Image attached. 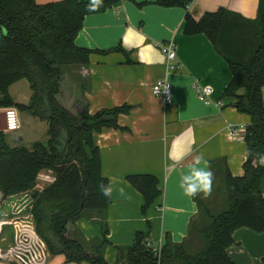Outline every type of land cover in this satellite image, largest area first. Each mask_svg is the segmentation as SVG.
<instances>
[{
    "label": "crops",
    "instance_id": "obj_1",
    "mask_svg": "<svg viewBox=\"0 0 264 264\" xmlns=\"http://www.w3.org/2000/svg\"><path fill=\"white\" fill-rule=\"evenodd\" d=\"M259 2L193 0L182 7L160 5L156 0H119L104 12L85 17L75 43L94 52L88 64L65 67V102L71 105L78 101L74 110L80 115L131 106L129 113L117 119L123 129L104 128L94 135L102 174L112 188L106 218L97 213L81 218L70 225L68 233L88 243L101 236V223L107 224L104 256L108 264L118 263V247L132 245L138 232H148L147 243L153 250L163 247L167 239L186 242L192 250L200 247L199 233L191 231L198 219L201 222L199 204L181 187L197 156L203 155L214 174L212 187L227 172L234 177L244 175L248 158L245 137H229L227 126L247 127L251 118L237 109L236 98L223 96L233 76L230 65L205 33L187 35L184 26L187 12L200 19L205 13L225 9L255 19ZM171 41L177 50L172 69L161 47ZM118 47L122 50H116ZM159 79L172 86L171 104L153 94ZM195 84L213 88L210 103L199 99ZM138 174L155 175L162 190L146 214L142 212V193L127 180L129 175ZM53 180L52 171H41L37 189L41 192ZM210 195L197 196L207 205ZM4 200L0 193V206ZM233 236L235 243L227 253L236 264H264V231L239 227ZM0 264L14 263L0 259ZM63 264H68L65 256Z\"/></svg>",
    "mask_w": 264,
    "mask_h": 264
},
{
    "label": "trees",
    "instance_id": "obj_2",
    "mask_svg": "<svg viewBox=\"0 0 264 264\" xmlns=\"http://www.w3.org/2000/svg\"><path fill=\"white\" fill-rule=\"evenodd\" d=\"M119 0L101 2L90 10V2L61 0L38 3L36 0H0V27L4 45L0 48V108L15 107L29 111L49 124V146L37 142L33 148L8 149L0 130V193L3 199L32 193L38 187L41 171L50 170L53 182L43 188L31 209L39 236L49 254L64 255L68 264H108L104 252L108 244L107 224L101 223V236L86 241L69 236L70 225L81 218L100 214L105 219L111 198L101 192L110 186L102 174L101 154L94 135L104 128L123 129L118 124L130 105L102 110L96 114L76 113L63 98L65 67L86 65L94 52L78 46L75 39L89 14L101 13ZM193 0H156L164 6L186 7ZM184 33H205L215 49L229 63L233 76L224 97L236 98L237 109L251 118L245 141L248 158L244 175L226 173L227 209L215 214L201 201V223L191 231L199 233L201 245L196 250L167 239L161 258L147 246L148 232H138L132 245L118 247L117 264H236L227 253L234 245V231L249 227L264 231V165L256 158L264 154V0H260L255 19L220 9L203 14L185 15ZM116 50H122L121 47ZM27 78L32 98L28 104L12 99V84ZM127 180L144 197L142 212L161 195L159 179L152 174L129 175Z\"/></svg>",
    "mask_w": 264,
    "mask_h": 264
},
{
    "label": "built area",
    "instance_id": "obj_3",
    "mask_svg": "<svg viewBox=\"0 0 264 264\" xmlns=\"http://www.w3.org/2000/svg\"><path fill=\"white\" fill-rule=\"evenodd\" d=\"M161 47L163 53L166 56L168 67L171 69L175 68L176 66L172 64L177 59L175 42L171 41L166 44H162ZM195 87L198 92L199 99L205 103H210L211 96L214 91L213 88L210 86H201L199 84H195ZM152 91L154 95L162 96L166 104H171L173 102L172 86L166 79L157 80L153 85ZM5 112L7 130H18L21 126L18 109L15 107H9L6 108ZM246 131L247 127L244 125H241L238 128L234 127L231 124H228L227 126V133L231 138L244 139ZM11 221L14 222L15 225V244L9 249L6 254H2L0 249V259L12 262L14 264H47L49 260V251L45 241L37 233L34 221ZM11 221L0 220V230L1 226L4 223ZM147 246H151V244L148 242ZM161 250L162 246L158 249H154V251H156V254L158 255L159 261L161 258Z\"/></svg>",
    "mask_w": 264,
    "mask_h": 264
},
{
    "label": "rangeland",
    "instance_id": "obj_4",
    "mask_svg": "<svg viewBox=\"0 0 264 264\" xmlns=\"http://www.w3.org/2000/svg\"><path fill=\"white\" fill-rule=\"evenodd\" d=\"M9 93L12 98L24 104H28V100L32 98V90L29 87V82L25 79L11 85ZM4 99V93L0 92V101ZM6 107L0 108V111H5ZM32 115V116H31ZM35 117V115H34ZM33 114L26 111H19V118L22 128L16 131H3L4 139L8 149H32L37 142L43 143L46 147L49 146V124L44 120L34 118ZM264 188V186H263ZM208 207L214 213H220L227 209V191L225 186V178L222 181H215L212 187L211 195L207 198ZM221 205H223L221 207ZM202 219V217H201ZM201 223V222H200ZM199 226V219L196 221L194 228ZM63 255H51L47 264H63ZM6 263V262H5Z\"/></svg>",
    "mask_w": 264,
    "mask_h": 264
},
{
    "label": "water",
    "instance_id": "obj_5",
    "mask_svg": "<svg viewBox=\"0 0 264 264\" xmlns=\"http://www.w3.org/2000/svg\"><path fill=\"white\" fill-rule=\"evenodd\" d=\"M4 30L0 27V48L3 47ZM0 130L6 131V112L0 111ZM40 195V190L36 189L32 193L25 195H13L6 198L0 206V220H15L32 222L31 209ZM15 225L14 222H6L1 226L0 230V249L2 254H6L15 244ZM49 259V254H48Z\"/></svg>",
    "mask_w": 264,
    "mask_h": 264
},
{
    "label": "clouds",
    "instance_id": "obj_6",
    "mask_svg": "<svg viewBox=\"0 0 264 264\" xmlns=\"http://www.w3.org/2000/svg\"><path fill=\"white\" fill-rule=\"evenodd\" d=\"M101 5V0H91L89 4L90 10H96ZM127 42V38H126ZM256 158L261 165H264V154L257 153ZM214 174L208 166L207 161L203 155L195 158L194 165L191 167L188 174L183 176L181 187L184 189L185 195L195 197L199 193L208 195L211 193ZM101 192L104 196L110 197L112 195L111 186L101 185ZM121 195L124 194L123 189L120 190Z\"/></svg>",
    "mask_w": 264,
    "mask_h": 264
},
{
    "label": "bare ground",
    "instance_id": "obj_7",
    "mask_svg": "<svg viewBox=\"0 0 264 264\" xmlns=\"http://www.w3.org/2000/svg\"><path fill=\"white\" fill-rule=\"evenodd\" d=\"M21 127V126H20Z\"/></svg>",
    "mask_w": 264,
    "mask_h": 264
}]
</instances>
